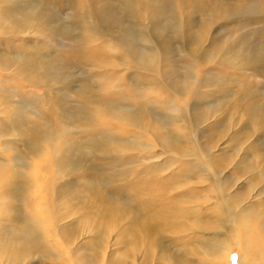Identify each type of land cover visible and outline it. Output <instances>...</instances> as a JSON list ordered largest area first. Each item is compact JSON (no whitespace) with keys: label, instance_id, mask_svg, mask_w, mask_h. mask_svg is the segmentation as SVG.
Segmentation results:
<instances>
[{"label":"rangeland","instance_id":"obj_1","mask_svg":"<svg viewBox=\"0 0 264 264\" xmlns=\"http://www.w3.org/2000/svg\"><path fill=\"white\" fill-rule=\"evenodd\" d=\"M132 2L0 0V264H139L112 230L164 207L182 213L144 230L145 252L264 261L247 254L236 213L250 184L264 191L244 172L264 167V0H163L154 14ZM215 162L220 175L202 182L194 165ZM228 237L229 256L216 253Z\"/></svg>","mask_w":264,"mask_h":264},{"label":"bare ground","instance_id":"obj_2","mask_svg":"<svg viewBox=\"0 0 264 264\" xmlns=\"http://www.w3.org/2000/svg\"><path fill=\"white\" fill-rule=\"evenodd\" d=\"M162 1L163 0H129V1L127 0V3L128 4H131V2L132 3H135V4L140 3L141 6L144 7L145 10H147L150 13L154 14L156 12H160L161 13L164 10H166L165 4H162ZM89 17L90 18H94L92 13L89 14ZM99 18H100L101 21L105 22L102 19V18H104V19L106 18L104 14H102V18L101 17H99ZM150 37H152V36L143 32V34L140 36V39H139V40H141L143 42L144 45H145V42H146V45H145L146 48H144V49L141 48V47L139 48V49L145 51V54H147V53L148 54H152V52H153V50H151L153 47H150V43H151V42H149V40L151 39ZM118 39H119V37H118ZM126 39H127V37H125L122 41H125ZM134 39L136 40V36H134ZM123 44H125L126 49L128 48V50L132 53V49L135 47L134 44H133V40H131V39H130V41L126 40L125 43H123ZM149 50H151V51L149 52ZM155 59H156V57H155ZM137 61L138 62H141V60H139V59ZM168 88H171V86H167V85L165 86L162 83H158L155 86L154 89L157 90V91H159V92H164L165 95L167 96V98L169 100L171 99L169 101V104L172 105V104H175V101H174L175 94L168 92L167 91ZM184 109H185V107L183 108V110ZM121 113H123V116H124V118L126 120H127V116L128 115L131 116V113L129 114L127 111H122ZM165 121L163 120V122H165ZM165 143H166V147L173 148V141H170V139H169L168 136H166V138H165ZM172 150H173L174 154H176L178 149H172ZM194 152H195V149H193V148H187L185 150L184 149H181V151H180V153L182 155L185 154V155H189V156L192 155ZM263 165L264 164H262V166ZM161 167H162V165H161ZM199 168L202 169L203 172H201V170ZM219 168L220 167L218 166V163L217 162H215V164H211V166L207 170L201 164H195L194 165V169L196 171H199V173L201 172V174L203 173L202 174L203 175V178L201 179L202 182L209 181L211 179V176H209V174H212L211 172H214L215 174L218 173L220 175ZM247 168H249V167H247ZM261 169L262 170H260V172H255V171H251V170H248V169H244V172H247L249 174L248 175L249 177L252 176L253 178L258 179L260 177H264V167H261ZM212 176H213V174H212ZM214 178H216V176H214ZM219 179H221V178H219ZM236 185L238 186L239 184L236 183ZM248 187H250V188L248 189V191L246 192V194H248L249 196L247 198H245V200L238 205L239 208H238V211H236V213H239L240 212L243 215L245 214L244 216L246 217V219H244V220H241V219L237 218V221L245 222V226L247 227V230L246 229H243V232L241 233V235H239V237L241 238L240 241L243 243V246L245 247V245H247V254L248 255L254 256L255 254L253 253V249L256 248L257 249L256 253H259L258 254V257L261 258V259L262 258L264 259V221H263V224H261L262 223L261 214L259 216V220L256 218L260 210L258 212L257 211L256 212L255 211H252V207H253V210H255V209L258 208L257 206H259V205H258V202L257 201H259V199H260V198H258V196H260L261 194H264V191H260V192L259 191H254V189H252V185L251 184ZM238 189H241V188L238 187ZM233 191H235V190H233ZM144 200L146 201V202L144 201V204L148 205L147 207H149L153 203L152 199H147V198L145 199L144 198ZM260 200H264V199L261 198ZM128 206L130 207V205H128ZM164 208H158L157 210L147 209L148 212L137 210V211H134L127 218L124 216V218L130 220L129 223H128V226H125V229L123 231H122V229L121 230L117 229V227L112 230V233H111L112 234V236H111L112 245H116V244L118 245V242L121 243V244H123V243L124 244H126V243H132L130 245V247H133L134 248V251L136 250L135 253H138V255H137V262L139 264H144L145 263V255H146L147 252H149V254L151 255L150 260H152V261H153V256L156 254L158 256L157 260L158 259L160 260L159 261L160 264H178V260L180 259L181 256L178 254L179 252H177L176 250L175 251L177 253L176 252L173 253V254L170 253L171 255L168 256L169 254H167V255L165 253H162V254L160 253L159 254V252L156 253V251H153V250H147L145 252V249H142L144 247L142 244L148 242V239L149 238L146 236V234L149 231L155 230V228L158 229L163 224H164L165 227H167L168 220L169 219L168 218L167 219H164V218L161 219L162 216L168 217L165 213L174 212L176 215L178 213H182L181 209H177V207L175 209H173V208H170L169 209L167 207L166 210ZM151 209H153V208H151ZM246 213H248V214L246 215ZM219 216H217V218ZM138 219L139 220H143L142 221L143 223L140 224V221L138 222ZM260 224L262 225V228L260 230L259 229H256L254 227V226L260 225ZM248 225H252V226L250 227ZM132 228L134 230H136V228H137L136 232L133 233V231H131ZM146 228H147L146 232L147 231L148 232L145 234L144 233L145 232L144 230ZM196 229H198V228L193 227V228L188 229L186 231H181V232H177V233L183 234V233H187L189 231L193 232ZM203 230L204 229L201 228V231H203ZM201 233L202 232H200L199 234H201ZM153 234H155V233H153ZM156 234H160L159 233V230L157 231ZM203 234L205 236L211 235V233H209V232H203ZM183 236H184V234H183ZM152 237H154V235ZM119 238H121V239H119ZM184 238H185V236H184ZM230 241H231V238L230 237H228L227 239H225L223 241L224 242V245H225L224 248H222V247L217 248L215 252L216 253H225L226 254L231 249V247H232V245L229 244ZM245 241H247L246 244H245ZM223 242H220V243H223ZM157 243L158 242L156 241L155 243H152V244L153 245H157ZM11 249L14 250V247H11ZM229 254L230 253H227L226 256H229ZM247 254H245V255H247ZM260 256H262V257H260ZM187 260H190V259L187 258ZM191 261H194L193 262L194 264H203L202 261H199L197 259L191 260ZM224 262L226 263V259H225ZM151 263L152 262L149 261V264H151ZM186 263H187V261L184 260V264H186ZM240 264H252V259L245 260V258L240 254ZM259 264H264V261H261Z\"/></svg>","mask_w":264,"mask_h":264}]
</instances>
